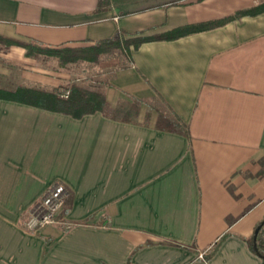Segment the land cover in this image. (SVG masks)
<instances>
[{
	"label": "crops",
	"instance_id": "0c3cea01",
	"mask_svg": "<svg viewBox=\"0 0 264 264\" xmlns=\"http://www.w3.org/2000/svg\"><path fill=\"white\" fill-rule=\"evenodd\" d=\"M263 4L0 0V36L20 42L158 39L100 60L104 111L0 98V264H264L248 243L264 220V12L160 40ZM0 60L35 61L19 46ZM60 183L59 222L28 231Z\"/></svg>",
	"mask_w": 264,
	"mask_h": 264
},
{
	"label": "trees",
	"instance_id": "16d2710c",
	"mask_svg": "<svg viewBox=\"0 0 264 264\" xmlns=\"http://www.w3.org/2000/svg\"><path fill=\"white\" fill-rule=\"evenodd\" d=\"M263 12L264 4L255 9L239 11L235 15L221 20L193 24L176 29L162 36L160 40H176L187 35L224 26L243 16H254ZM149 40L158 39L142 37L124 40L122 43L118 37H114L98 41L89 47L52 48L37 42L25 43L0 36V47L6 50L12 46L22 47L26 50L27 57L35 59L40 57H57L71 63H97L104 57L115 56L123 48L128 52L131 47L138 49L144 42ZM66 91H69L70 93L69 96L65 98L62 97V93L58 90L47 92L35 88L19 87L12 91H2V93H0V98L64 113L75 118H81L88 114L104 111L107 106L103 93L76 85L66 88ZM257 229H259V232L256 240L253 236L248 243L251 250L264 262V220L257 226L256 230Z\"/></svg>",
	"mask_w": 264,
	"mask_h": 264
},
{
	"label": "rangeland",
	"instance_id": "374dc122",
	"mask_svg": "<svg viewBox=\"0 0 264 264\" xmlns=\"http://www.w3.org/2000/svg\"><path fill=\"white\" fill-rule=\"evenodd\" d=\"M121 51L116 54L118 57L121 53L125 55V49L123 48ZM113 56L114 55L107 56L103 59L110 60L114 58ZM31 59L35 61L22 60L21 67L8 61L3 62L0 60V93L4 91L1 89L14 90L19 87H28L47 92L58 90L62 93L63 97L67 92L65 88H70L74 85L102 93L100 84L94 83L93 78L94 72L99 71L97 70V64H99L100 61L94 64L71 63L57 57ZM120 63H122V60ZM108 69L109 68H106V70ZM49 77L58 80H62L63 77L69 78H65V80L61 81L59 88L52 89L49 84L43 83L44 80L46 81Z\"/></svg>",
	"mask_w": 264,
	"mask_h": 264
},
{
	"label": "built area",
	"instance_id": "2783aa9c",
	"mask_svg": "<svg viewBox=\"0 0 264 264\" xmlns=\"http://www.w3.org/2000/svg\"><path fill=\"white\" fill-rule=\"evenodd\" d=\"M69 93L67 91L63 97H68ZM67 195V187L61 183L56 184L37 205L30 209L25 224L26 229L30 232H38L47 226L57 224Z\"/></svg>",
	"mask_w": 264,
	"mask_h": 264
},
{
	"label": "water",
	"instance_id": "95a60500",
	"mask_svg": "<svg viewBox=\"0 0 264 264\" xmlns=\"http://www.w3.org/2000/svg\"><path fill=\"white\" fill-rule=\"evenodd\" d=\"M258 232H259V229H257L256 231H255V235H254V239L256 240V238H257V234H258Z\"/></svg>",
	"mask_w": 264,
	"mask_h": 264
}]
</instances>
